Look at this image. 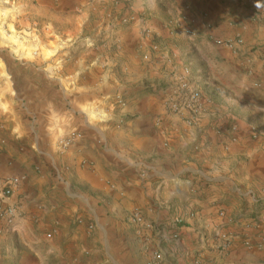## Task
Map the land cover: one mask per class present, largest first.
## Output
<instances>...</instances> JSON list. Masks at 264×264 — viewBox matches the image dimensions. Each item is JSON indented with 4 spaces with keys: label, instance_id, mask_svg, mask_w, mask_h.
I'll list each match as a JSON object with an SVG mask.
<instances>
[{
    "label": "crops",
    "instance_id": "0c3cea01",
    "mask_svg": "<svg viewBox=\"0 0 264 264\" xmlns=\"http://www.w3.org/2000/svg\"><path fill=\"white\" fill-rule=\"evenodd\" d=\"M211 1L200 5L212 17L226 12L221 0ZM131 2L136 12L105 18L97 27L101 45L80 58L70 55L74 36L54 32L43 60L46 86L24 90L14 78L0 84L6 128L27 143L20 160L0 164V180L24 176L15 194L22 217L17 231L3 235V264L16 251L20 264H264V111L257 110L264 108V62L248 72L228 49L205 46L226 58L223 75L242 97H213L189 126L163 102L185 67L199 87L194 61L202 39L192 48L183 30L142 21L151 0ZM156 42L162 47L154 50ZM118 95L129 96L122 106L114 104ZM254 125L259 138L249 132ZM137 209L158 232L128 219Z\"/></svg>",
    "mask_w": 264,
    "mask_h": 264
},
{
    "label": "rangeland",
    "instance_id": "374dc122",
    "mask_svg": "<svg viewBox=\"0 0 264 264\" xmlns=\"http://www.w3.org/2000/svg\"><path fill=\"white\" fill-rule=\"evenodd\" d=\"M84 1L76 3L74 7L66 8L58 5L56 0H54V4L51 3V0H0V84L4 79L14 78L15 83L24 90L33 82L46 86L48 78L46 72L42 70L43 60L51 55L49 46L51 45L50 41L54 38V32L69 33L74 36L76 48L70 55L76 59L82 57L86 50L101 45L96 36L97 27L105 18L109 16L112 20L111 17L118 12L129 11V14L136 12V9L133 10L131 2L135 0H110L111 5L107 7L104 0ZM200 1L212 3L211 0H154V3L151 0L152 4L140 17L147 24L155 23L171 30H183L186 39L192 42V48H194V44H198L196 39H202L200 45H197L202 50H197L194 61L196 66L199 65L201 68L196 72L199 88L212 99L224 96L239 100L242 96L234 89L232 80L226 78L223 75L224 71L221 70V67L226 65L223 63L226 58L220 61L219 59L222 57L220 54V56H216L217 59L211 54H206L205 46L228 49L240 58L241 68L250 66L248 72L252 71L256 68V62H264V8H257L256 0H221L226 5V12L216 13L212 17L210 11L201 8ZM192 3L196 5L192 7ZM261 3H264V0H261ZM197 25L201 27V30L197 29ZM221 29H224L221 32H233L234 34L222 36L220 32L217 33ZM202 30L204 31L202 32ZM167 39L172 38H165V40ZM217 39L230 40L234 44L232 46L220 44ZM239 39H242L243 43H238ZM255 40L256 42H254ZM162 44L164 45V41ZM162 44L156 42L154 50L161 48ZM202 57L207 60L204 58L202 60ZM255 57L257 61H255ZM26 58L30 62L29 66L22 64ZM230 63L232 62L230 61ZM186 69L193 76L191 67H185L184 71ZM127 77L129 78V76ZM203 81H206L204 86L201 85ZM127 82L130 83L132 80ZM127 97L129 98L126 95H118L114 104L122 106ZM6 125L7 121L0 114V164L18 160L20 155H24L22 150L27 144L25 141H21L22 136L12 138L13 135L9 133ZM30 140L32 141V139ZM60 143L61 140H59ZM174 223H176L175 220ZM181 223L176 224L180 225ZM152 225L153 228L150 230L144 228V233L147 231L149 233L158 232L155 225L153 223ZM92 226L90 225L91 228ZM3 235L4 233H0V264H3L4 259H8V251L5 250L7 249L6 240ZM229 236L226 235L223 238L225 240L223 246L226 243L229 247L231 246L232 239ZM227 249L229 248H225V250ZM23 251L30 252L32 250L27 247L23 248ZM18 254L20 251H16L11 256V264H20L19 261L14 260L17 259L16 257L12 258ZM50 257L51 255H48L46 259L53 263V259Z\"/></svg>",
    "mask_w": 264,
    "mask_h": 264
},
{
    "label": "built area",
    "instance_id": "2783aa9c",
    "mask_svg": "<svg viewBox=\"0 0 264 264\" xmlns=\"http://www.w3.org/2000/svg\"><path fill=\"white\" fill-rule=\"evenodd\" d=\"M217 41L228 46L234 44L230 40L217 39ZM238 43H243V40L239 39ZM212 104L213 99L193 83L191 73L186 69L178 77L177 85L166 92L163 108L165 112L172 113L187 125L192 126L197 122L199 115ZM231 130L234 133L232 140L237 141L239 127L234 124ZM249 132L253 138H259L262 135V132L255 126L250 127ZM61 144H69V139L61 140ZM23 180V175H11L0 180V233L17 231L18 221L22 217V203L16 199L15 194ZM128 219L136 225H142L146 230L153 228L152 223L145 220L143 212L139 209L134 210ZM175 222L179 224L182 219L176 218ZM224 247L229 248V245L226 243ZM152 264L163 263L157 260Z\"/></svg>",
    "mask_w": 264,
    "mask_h": 264
},
{
    "label": "clouds",
    "instance_id": "9594fccd",
    "mask_svg": "<svg viewBox=\"0 0 264 264\" xmlns=\"http://www.w3.org/2000/svg\"><path fill=\"white\" fill-rule=\"evenodd\" d=\"M257 8H264V3H261V0H256ZM257 110L264 111V108H258Z\"/></svg>",
    "mask_w": 264,
    "mask_h": 264
}]
</instances>
